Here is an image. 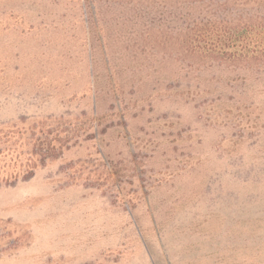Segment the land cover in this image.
I'll use <instances>...</instances> for the list:
<instances>
[{
	"label": "rangeland",
	"instance_id": "obj_1",
	"mask_svg": "<svg viewBox=\"0 0 264 264\" xmlns=\"http://www.w3.org/2000/svg\"><path fill=\"white\" fill-rule=\"evenodd\" d=\"M147 6L0 0V264H264V102Z\"/></svg>",
	"mask_w": 264,
	"mask_h": 264
},
{
	"label": "trees",
	"instance_id": "obj_2",
	"mask_svg": "<svg viewBox=\"0 0 264 264\" xmlns=\"http://www.w3.org/2000/svg\"><path fill=\"white\" fill-rule=\"evenodd\" d=\"M150 26L157 18V52L180 60L196 84H222L241 107L264 102V0H145ZM93 10L95 0H83ZM176 47L168 49V47ZM152 49V50H153ZM151 51V48H149ZM182 58V59H181ZM183 58L190 59L185 64ZM211 102L221 100L210 93ZM232 100V99H231Z\"/></svg>",
	"mask_w": 264,
	"mask_h": 264
}]
</instances>
